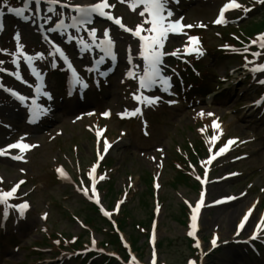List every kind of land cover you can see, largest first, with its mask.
<instances>
[{
  "label": "rangeland",
  "instance_id": "1",
  "mask_svg": "<svg viewBox=\"0 0 264 264\" xmlns=\"http://www.w3.org/2000/svg\"><path fill=\"white\" fill-rule=\"evenodd\" d=\"M63 1L76 3L83 0ZM239 1L247 4L252 0ZM112 5V10L123 19L125 24L132 26L133 29L140 25L142 18L139 15L140 7L131 10L119 4ZM214 6L210 3H199L185 13L186 22L201 21L204 23L201 25L207 26L204 30L198 31L209 51L197 67L202 80L206 82L205 90H194L198 99L206 92L215 91L216 83L222 82L224 78L229 80L226 84L223 83L222 89L226 87L229 89L225 93L222 89L216 91L215 95L221 93L215 100L216 103L211 100L197 103L192 95L193 91L186 101L188 105L192 101L193 108L184 107L181 111L162 109L156 114L149 112L150 114H146L150 125L148 138L140 134L138 123H119L115 119V114L129 103V98L126 96L130 90L129 85H122V79L128 77L119 76V73L109 77L107 82L104 81L105 83L99 79L93 86L95 90L103 89L101 94H94L99 114L92 118L77 119L74 118L75 113L66 115L63 106L60 111L51 113L49 118H53L54 121L46 123L43 128H37L35 133L24 126L22 111L15 108L9 99H3V94L0 93L2 99L0 124L1 121H12V126L21 127L22 130L15 136L23 143L35 146L34 149L25 150L27 156L25 164H10L8 161L0 160V180H2L0 192H8L14 185H18L16 194L10 199L15 200L17 205L24 201L32 205L26 222L20 223L16 228L8 225L5 231H1L0 227V234L8 239H4V244L1 241L3 239L0 238V264H58L62 258L67 257L62 255V250H74L70 245L76 241L81 248L95 247L102 242L109 245L111 235L106 224L96 218L93 211L81 200L87 194L91 195L88 189L85 194V189L80 184L86 183V173L95 157L97 132H100V137H104L101 148L104 147L105 140L111 145L106 156L107 165L104 167L107 173L105 177L110 175V182L108 184H105V180L101 182L102 192L99 191L104 205L113 209L124 196V191L131 188V192L126 197L125 207L123 206L121 210L122 214L118 216V219L123 218L125 223L124 237L127 239L130 235L133 236L131 239L135 241L137 255L141 256L143 264H147L150 249L148 250L145 245L144 232L136 226L146 229L149 226L153 202L148 192L147 181L149 176L159 175V170L161 173L158 176L161 186L159 195L162 204L156 218L157 264H187L189 258L197 257V254L191 250L195 245H189V221L186 215L189 213V207L193 206L198 187L191 178L188 180L181 177L176 162H181V156L189 158L190 154L192 155L191 145L195 148L200 146V129H208V121L214 117L221 118L227 137L247 141L237 152L247 157L235 165L224 162L215 168V176L236 170L239 177L211 186L210 199L227 195L238 199L230 206L206 210L203 213L200 238L203 250L207 253L203 264H264V248L259 247L261 256L257 258L245 254L240 248L230 246L231 242H234L233 239L238 237L236 227L247 208L255 205L252 217L240 237L248 236L254 224L264 217V140L260 137L264 133V127L254 125L257 117L249 118L250 114H246L244 110V105L251 100L250 96L255 91V87L252 86L253 81L245 80L243 84L234 85L238 81L236 78L239 77L234 72L238 62L217 52L221 39L209 25L214 15ZM261 11L258 8L239 24L244 33L254 24L264 20V11ZM64 15L67 16V13ZM96 26L101 32L108 29L114 37L127 39V36L112 31L108 25ZM18 32L21 36L19 43L23 46V53L38 49V40L31 38V35H25L23 26L10 23L6 34L0 39L1 45L11 53L5 60L7 67L11 66L10 63L15 57L13 55L17 45L15 35ZM128 46L131 50H135L137 46L138 49L140 48L136 40L126 47L119 42L120 58L125 56L123 47L126 49ZM118 71L122 72L121 67ZM50 81L54 87L55 78H50ZM193 82L196 84L195 80ZM15 87L18 86L11 84L9 88ZM244 88L250 89V92L244 94V97L238 96V91ZM237 89L239 90L234 92ZM54 90L57 91L59 98L63 89L57 85ZM187 92L189 89L186 90ZM25 94L26 92H21L22 96ZM57 103L59 104V101ZM105 108L109 109L112 116L106 118L102 115V110ZM3 145L4 142L0 141V147ZM56 168L68 171L71 176L68 182L57 181L54 172ZM187 171L189 170H186V174ZM21 181L23 183H20ZM74 181L77 183L75 189L72 186ZM242 193L244 196L240 197ZM45 212H48V219L43 223L39 218ZM110 215L113 213L111 212ZM262 229L264 232V223ZM215 236L217 241L216 246L213 247L211 241ZM15 246L18 250L14 248ZM104 249V254H111V247L107 246ZM34 251L41 256L37 257ZM77 256L78 254L68 256L70 262L65 264H80V259H70ZM101 260L98 256L90 263L96 261V264H100ZM81 264H84V261ZM111 264L117 263L111 262Z\"/></svg>",
  "mask_w": 264,
  "mask_h": 264
},
{
  "label": "snow or ice",
  "instance_id": "2",
  "mask_svg": "<svg viewBox=\"0 0 264 264\" xmlns=\"http://www.w3.org/2000/svg\"><path fill=\"white\" fill-rule=\"evenodd\" d=\"M30 0H24L25 5L27 6L29 4ZM51 4H56L58 0H49ZM120 3H128V8L131 10H136L138 6L142 5L143 6V11L139 12L140 16H144L145 13H147V18L144 21L145 24L150 25V27H143V24L137 25L134 30L127 28L124 24L121 23V18H114L113 15L110 13L105 12V9L113 7V5H110L109 3L106 2V0H100L98 3L92 4L90 7H74L73 11L79 14L81 17V24H89L91 23V15L92 14H97L100 17H105L107 20L112 21L115 25L119 26V28L125 32H130L133 36H138L140 40V55L143 59V74L138 77V88L140 90L144 89H151L153 88L154 85H156L158 82L160 83L162 90H167L168 87H170V78L166 77L165 75H162V56L164 53L161 52V48L163 46L164 39L166 35L168 34L169 31L174 30V29H179L183 27L179 21H171L168 20V17L172 16V13L170 11H167L166 8V0H131V2H128V0H118ZM261 2H264V0H261ZM5 7H7V0H4ZM35 3L39 5L41 3V0H35ZM17 7V8H12L8 7V11L12 12L15 14L17 17L24 18L25 12L27 11V7ZM63 7V6H62ZM240 5L232 2V3H225L220 11H219V16L218 18L213 22L215 24H222L226 23L225 19V11L230 10L233 8H239ZM53 9L49 8V11H52ZM245 12L250 11V9L245 8ZM73 27H76L75 23V18H74V23L72 25ZM203 26V25H201ZM58 29L63 27V21L61 20L60 23L58 24ZM191 27V26H187ZM145 31L148 33H152L153 35L149 36H143L140 35L141 31ZM90 35L92 36L93 40L96 38V30L95 28L90 30ZM103 36L105 37L104 40L100 42V50L106 55L109 56L112 59H115V55L113 53V48H114V43L115 41L110 38L109 36V30L106 29L103 32ZM15 39L17 40V45H16V52L13 54L14 56L18 55H23L24 61L26 63H31L32 57L28 56L26 54H23L22 52V45L19 43L20 37L19 34H16ZM189 41H191L193 44H195L198 40L196 37H189ZM257 39L260 41L259 47L261 49H264V34H261L260 36L257 37ZM253 43H256L254 40ZM81 45L84 48H87L88 45L81 41ZM0 51H5L6 50H0ZM130 51V49H129ZM56 52L60 54V57L62 59L65 58V54L59 49L56 48ZM176 52L171 53V55H176ZM253 56H258L259 53H252ZM13 63H17L16 60H13ZM247 63H251L250 61H247ZM33 72H35V69H32ZM253 72L257 71H264V65H259L257 67H254L251 69ZM73 76H76L75 71L73 70ZM128 76L135 78L136 74L129 70L128 71ZM37 78H39V73H36ZM18 79H22L21 77H17ZM261 83H264V81H260ZM77 83H79V80L77 78ZM6 91H11L8 89H5ZM11 94L16 97L20 101H24L26 98L23 96L18 95L16 92L12 91ZM134 99H136L138 102H147L148 104H155L160 98L158 96L156 97H145L143 94L136 95L134 94ZM258 104L264 103V99L261 101L257 102ZM33 104H35V101H33ZM41 110L37 107L33 109V119L39 114ZM140 113V108H136L134 110V115ZM105 116L108 115V113H104ZM211 115V114H209ZM213 127L216 128L218 125L214 122ZM96 135L99 137L100 132H97ZM216 137H213V140H215ZM235 141L229 140L228 144H233ZM7 149H19L20 151H24L26 149H29L30 147H34V145H29L27 143L23 142H18L14 144H9L6 146ZM111 147L110 143L105 140L104 142V152L107 153L109 148ZM226 149L221 148L219 150L220 153H223ZM5 149H0V155L5 154ZM14 159H20L21 157L19 156H14ZM214 158V157H213ZM208 163H211V160L208 161ZM58 171H61L58 169ZM92 172H95V167H93ZM61 175H64V173L61 171ZM232 175H238L237 173H233ZM89 176L91 177V173H89ZM103 179V177H101ZM0 183H2V180H0ZM20 183H23L21 181ZM18 185H14L11 190L8 192H0V202H3L5 198H11L13 194L17 191ZM85 194H87V190L85 189ZM92 195L95 196V186L93 185V191ZM226 199H235V197H228ZM203 202V194L201 196V201L198 202L195 206L194 211H198L201 203ZM219 202V201H218ZM21 215H23L24 210H26L29 205L27 203H23L20 205L16 206ZM252 209L250 208L248 212L242 217V220L239 224V228L243 229L245 226V222L249 219V215L251 214ZM105 215H108L107 212L104 213ZM191 228L196 229L197 228V216L195 214L192 215L191 217ZM264 223V217L261 218V222L257 224L256 226V232H259L261 230L260 224ZM256 232L253 233L252 237L250 239H255L256 238ZM239 234V233H237ZM189 236H192L193 233L190 231L188 233ZM216 241L217 238L213 237L211 243L213 247L216 246ZM58 243V242H57ZM93 244H95V241L93 240ZM196 247L199 248L200 244L197 241ZM153 264H155V259L153 260ZM188 264H195V261L189 260Z\"/></svg>",
  "mask_w": 264,
  "mask_h": 264
},
{
  "label": "bare ground",
  "instance_id": "3",
  "mask_svg": "<svg viewBox=\"0 0 264 264\" xmlns=\"http://www.w3.org/2000/svg\"><path fill=\"white\" fill-rule=\"evenodd\" d=\"M89 2H90V1H89ZM89 2H86V0H85V1H83V3H78V4H85V5L90 6L89 4H91V3H89Z\"/></svg>",
  "mask_w": 264,
  "mask_h": 264
}]
</instances>
